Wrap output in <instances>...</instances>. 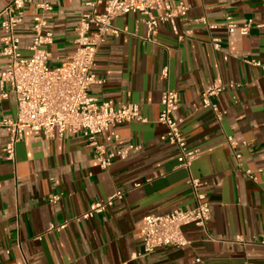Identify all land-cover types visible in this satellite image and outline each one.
Segmentation results:
<instances>
[{
  "label": "crops",
  "instance_id": "1",
  "mask_svg": "<svg viewBox=\"0 0 264 264\" xmlns=\"http://www.w3.org/2000/svg\"><path fill=\"white\" fill-rule=\"evenodd\" d=\"M12 1L0 0V11ZM41 1L26 4L18 29L24 58L31 56L33 18L42 14L37 8ZM45 1L53 5L49 66L55 68L74 54L77 23L91 10L86 4L92 0ZM173 1L189 8L187 17L177 20L184 40L164 25L156 43L147 42L144 17L122 15L113 25L123 32L106 36L95 61L102 83L90 88V97L137 104L147 119L120 126L118 141L100 135V143L108 151L131 144L142 145L141 151L102 170L82 134L68 130L63 138L45 140L28 130L12 162L5 153L9 133L0 126V264H264V246L253 243L264 237V72L248 63L264 61V29L257 28L264 24V0ZM228 17L237 24L253 20L254 26L245 36L229 34ZM202 19L217 29L208 30ZM1 38L0 29L3 69L9 59L1 54ZM212 38L221 40L219 51ZM217 78L236 84L210 99L223 114L221 120L201 108L204 89ZM167 90L179 93L176 117L183 120L188 147L199 151L190 172L178 167L176 149L160 139L167 131L158 122ZM16 112L10 96L0 105V124ZM229 137L238 142L236 148L229 146ZM190 176L202 182L211 206L207 231L186 227L187 246L160 248L147 259H136L143 250L147 216L195 205ZM118 191L123 200L93 219L80 218L93 203ZM54 196L56 203L51 202Z\"/></svg>",
  "mask_w": 264,
  "mask_h": 264
},
{
  "label": "built area",
  "instance_id": "2",
  "mask_svg": "<svg viewBox=\"0 0 264 264\" xmlns=\"http://www.w3.org/2000/svg\"><path fill=\"white\" fill-rule=\"evenodd\" d=\"M29 2L32 0H13L0 11L1 54L9 59L7 66L0 69V105L13 96L17 108L14 118L6 119L0 124L9 133V140L5 145L6 159L15 161L16 146L28 130L39 133L45 140L63 138L68 130L82 134L88 146L93 149L102 170H109L117 161L127 160L133 151H141L143 146L136 144L108 151L99 141L102 134H107L106 140L109 142L118 141L117 130L120 126L134 121L145 123L147 119L143 118L137 104L116 105L112 101H98L90 97V88L102 83L94 71L96 57L107 35L118 37L123 32L113 25L115 18L127 14L144 17L147 42L156 43L160 27L164 25L179 40H184V35L178 31L177 20L187 17L188 6L183 2L176 4L173 0H92L86 4L91 10L83 13L77 23L74 54L60 66L51 68L49 48L54 44L55 37L53 31L48 29L49 14L53 11V5L49 1L37 4L42 14L33 18V38L29 47L31 56L24 58L20 54L21 38L18 29L24 21V10ZM200 21L210 31L217 29L216 25L208 24L206 19ZM225 26L229 34L239 33L245 36L249 34L254 22L249 20L237 24L228 17ZM257 28L264 29V24L257 25ZM212 45L219 51L221 40L212 38ZM228 59L227 54L223 56L224 62ZM248 63L264 72V61L251 60ZM168 72V68H165L162 76L166 78ZM235 85L220 78L215 79L202 93L201 108L213 110L221 120L223 114L210 99ZM179 103L177 91L167 90L162 93V111L158 122L167 131L160 139L176 149L178 167L190 172L199 151L188 147L182 132L183 120L176 117ZM228 143L233 149L238 146V142L232 137L228 138ZM246 175L256 180L252 172L247 171ZM188 186L195 205L174 209L166 215L147 216L141 230L143 250L134 256L136 259H147L160 248L187 246L189 242L184 235L186 227L195 226L207 231L211 206L202 192V182L190 176ZM123 199L124 193L118 191L106 201L93 203L80 218L93 219L112 207L116 201ZM57 201V196L51 200L52 203ZM253 243L264 246V237ZM17 248L22 254V243L19 240ZM200 262L201 259L196 260V263Z\"/></svg>",
  "mask_w": 264,
  "mask_h": 264
}]
</instances>
